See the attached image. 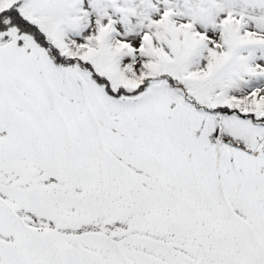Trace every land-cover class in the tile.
Instances as JSON below:
<instances>
[{
    "label": "snow or ice",
    "instance_id": "snow-or-ice-1",
    "mask_svg": "<svg viewBox=\"0 0 264 264\" xmlns=\"http://www.w3.org/2000/svg\"><path fill=\"white\" fill-rule=\"evenodd\" d=\"M0 264H264V0H0Z\"/></svg>",
    "mask_w": 264,
    "mask_h": 264
}]
</instances>
